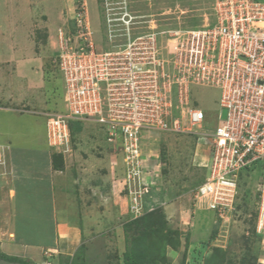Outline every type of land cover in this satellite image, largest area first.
Masks as SVG:
<instances>
[{
	"label": "rangeland",
	"instance_id": "374dc122",
	"mask_svg": "<svg viewBox=\"0 0 264 264\" xmlns=\"http://www.w3.org/2000/svg\"><path fill=\"white\" fill-rule=\"evenodd\" d=\"M216 4L0 0V147L7 172L0 181V264H22L4 256L28 264H264L261 167L241 174L236 205L219 213L196 198L209 175L204 164L210 153L198 147L192 133L147 134L133 160L124 140H110L108 128L97 121L71 122L70 142L58 149L50 145L46 128L53 114L67 110L58 69L60 37L79 46L74 38L79 12L102 51L109 49L110 25L121 31L128 21L131 34L161 33L159 44L165 46L178 32L215 24ZM109 14L125 21L108 23ZM191 99L206 113L204 130H215L221 91L193 85ZM137 168L141 174L133 177ZM31 187L41 191L43 202L34 200ZM21 199L34 206L26 218ZM39 207L46 215L56 212L58 239L68 227L79 228L78 245L25 243L23 238L38 231Z\"/></svg>",
	"mask_w": 264,
	"mask_h": 264
},
{
	"label": "built area",
	"instance_id": "2783aa9c",
	"mask_svg": "<svg viewBox=\"0 0 264 264\" xmlns=\"http://www.w3.org/2000/svg\"><path fill=\"white\" fill-rule=\"evenodd\" d=\"M216 1L215 24L178 32L165 46L161 33L131 34L126 21L121 31L109 24V49L97 50L79 12V46L60 37L67 110L48 119L49 143L57 149L69 144L71 122L94 120L108 128L110 140H124L135 160L147 134L192 133L210 153L209 175L196 195L200 205L219 213L234 208L241 174L261 167L264 224V0ZM114 20L125 21L109 14L107 22ZM193 85L221 91L218 125L210 133L206 113L192 103ZM4 165L0 147V181Z\"/></svg>",
	"mask_w": 264,
	"mask_h": 264
},
{
	"label": "crops",
	"instance_id": "0c3cea01",
	"mask_svg": "<svg viewBox=\"0 0 264 264\" xmlns=\"http://www.w3.org/2000/svg\"><path fill=\"white\" fill-rule=\"evenodd\" d=\"M9 149L11 150L12 147L9 146ZM14 159H15V157H14ZM14 165H15V163H13L12 166L14 167ZM22 173H23L22 171L21 172L19 171V174H22ZM19 178H20L21 184H22V178L23 177L20 175ZM34 185H33V187H35ZM33 187H31V190L35 191L36 189H33ZM42 195L43 194L41 193V191H38L37 193L35 191V194L33 195L34 196V200H36L38 202H43L42 199L40 198V197H42ZM16 199H18V198H16ZM50 200H49V202H51V201L53 202V200H51V201ZM29 201H31V199H27L25 202H23L22 199L20 200L21 208H22L20 214L22 213L21 214L22 218H26L25 216H29V215H23V214H27L31 207L34 208V206L29 205ZM55 214H56V212H54V215L52 213L51 214L49 213L48 215H46V212H45L44 208L41 209V207H39L38 218H37V221L39 220V223L36 226L38 231L34 232L35 233L34 236L23 238L25 240L24 242L30 244L32 241H34V242H37L36 244H38L39 246L53 247L54 244H56L59 241H61V242L66 244L67 248H69V246L71 247L72 245L77 246L78 243H79L78 241H80V235H81L82 231L79 228L68 227L65 230L64 235L62 234V236H60V239H58L56 237V235H55L56 234L55 227L52 224L53 223L52 222L53 221V217H55ZM22 224H25V222L22 223ZM20 237H19V239L21 240ZM70 241H71V245L69 243ZM72 241H73V243H72ZM24 242H22V243H24ZM46 242H49V243H46ZM34 245H35V243H34Z\"/></svg>",
	"mask_w": 264,
	"mask_h": 264
},
{
	"label": "trees",
	"instance_id": "16d2710c",
	"mask_svg": "<svg viewBox=\"0 0 264 264\" xmlns=\"http://www.w3.org/2000/svg\"><path fill=\"white\" fill-rule=\"evenodd\" d=\"M55 158H57V160H59L60 162H61V160H62V156L61 155H55L54 156V159ZM56 161L55 160H53V163L54 164H56L55 163ZM4 258L6 259V260H8V261H10V262H17V263H22V264H28L27 262H22V260H20L19 258H17V257H14V256H11V257H8V256H4Z\"/></svg>",
	"mask_w": 264,
	"mask_h": 264
},
{
	"label": "water",
	"instance_id": "95a60500",
	"mask_svg": "<svg viewBox=\"0 0 264 264\" xmlns=\"http://www.w3.org/2000/svg\"><path fill=\"white\" fill-rule=\"evenodd\" d=\"M222 117H223V118H226V117H227V110H226V109L223 110V112H222Z\"/></svg>",
	"mask_w": 264,
	"mask_h": 264
},
{
	"label": "clouds",
	"instance_id": "9594fccd",
	"mask_svg": "<svg viewBox=\"0 0 264 264\" xmlns=\"http://www.w3.org/2000/svg\"><path fill=\"white\" fill-rule=\"evenodd\" d=\"M5 152V151H4Z\"/></svg>",
	"mask_w": 264,
	"mask_h": 264
}]
</instances>
